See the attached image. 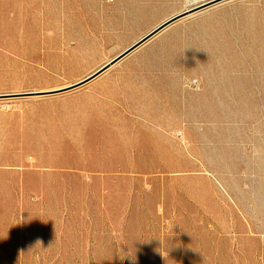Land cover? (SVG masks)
I'll list each match as a JSON object with an SVG mask.
<instances>
[{
  "label": "rangeland",
  "instance_id": "374dc122",
  "mask_svg": "<svg viewBox=\"0 0 264 264\" xmlns=\"http://www.w3.org/2000/svg\"><path fill=\"white\" fill-rule=\"evenodd\" d=\"M198 1L0 0V264H264V0L47 93Z\"/></svg>",
  "mask_w": 264,
  "mask_h": 264
},
{
  "label": "water",
  "instance_id": "95a60500",
  "mask_svg": "<svg viewBox=\"0 0 264 264\" xmlns=\"http://www.w3.org/2000/svg\"><path fill=\"white\" fill-rule=\"evenodd\" d=\"M225 1H228V0H210V1H207L203 4L194 6V7L189 8V9H186V10L168 18L167 20L162 22L160 25H158L156 28H154L152 31H150L145 36H143L138 41H136L134 44H132L130 47H128L126 50H124L122 53H120L117 57L113 58L111 61L104 64L102 67H100L98 70H96L92 74L88 75L87 77H85V78H83V79H81V80H79V81H77V82H75L69 86L62 87L59 89H55L52 91H48L47 93H54V94L55 93H62V92H66V91H70V90L79 88V87L91 82L92 80H94L95 78H97L98 76L103 74L105 71H107L111 66H113L118 61H120L121 59L125 58L127 55H129L130 53H132L133 51L138 49L140 46L145 44L147 41H149L151 38H153L155 35H157L162 30L166 29L171 24H173V23L179 21L180 19L187 17L191 14L203 11L207 8L213 7L215 5L223 3ZM39 93H41V92H38L37 94H39ZM26 94H29V93H5V94H0V99L16 98V97H20V96H23Z\"/></svg>",
  "mask_w": 264,
  "mask_h": 264
},
{
  "label": "bare ground",
  "instance_id": "6f19581e",
  "mask_svg": "<svg viewBox=\"0 0 264 264\" xmlns=\"http://www.w3.org/2000/svg\"><path fill=\"white\" fill-rule=\"evenodd\" d=\"M199 1H200V0H199ZM199 1H198V2H199ZM201 1H202V0H201ZM201 1H200V3L197 4V5L203 4V3L207 2V1H210V0H204V1H202V2H201ZM194 2H195V1H194ZM192 5H193V4H192ZM192 5H191V6H192ZM197 5H195V6H197ZM193 6H194V5H193Z\"/></svg>",
  "mask_w": 264,
  "mask_h": 264
}]
</instances>
